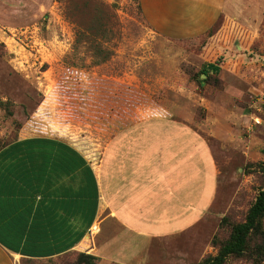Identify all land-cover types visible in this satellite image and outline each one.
<instances>
[{
	"label": "rangeland",
	"instance_id": "obj_1",
	"mask_svg": "<svg viewBox=\"0 0 264 264\" xmlns=\"http://www.w3.org/2000/svg\"><path fill=\"white\" fill-rule=\"evenodd\" d=\"M230 3L215 37L175 39L152 30L139 0H0L1 145L47 135L99 164L117 124L163 117L191 125L212 148L219 188L205 224L156 240L154 264L217 255L264 188V0ZM209 63L221 71L207 80Z\"/></svg>",
	"mask_w": 264,
	"mask_h": 264
},
{
	"label": "crops",
	"instance_id": "obj_2",
	"mask_svg": "<svg viewBox=\"0 0 264 264\" xmlns=\"http://www.w3.org/2000/svg\"><path fill=\"white\" fill-rule=\"evenodd\" d=\"M139 1L152 30L175 39L204 35L235 5ZM218 188L205 137L171 118L117 124L99 164L61 138H20L0 152V264L72 252L98 264H154L155 241L204 226Z\"/></svg>",
	"mask_w": 264,
	"mask_h": 264
},
{
	"label": "trees",
	"instance_id": "obj_3",
	"mask_svg": "<svg viewBox=\"0 0 264 264\" xmlns=\"http://www.w3.org/2000/svg\"><path fill=\"white\" fill-rule=\"evenodd\" d=\"M225 18L226 16L222 14L204 35L210 39L215 37L222 29ZM203 66L204 69L201 71V75H206L207 80L212 74H218L221 71L216 63H209ZM0 105H3L2 101H0ZM11 143L5 145L0 144V152ZM259 171L264 174V163L259 165ZM73 253H76L78 257L75 264L99 263V258L93 255L82 252H72L69 253V255ZM247 255L253 260L254 264L264 263V188L256 197L245 220L242 223L232 226L229 238L219 247L217 255L208 256L199 264H228L229 260L232 258H240Z\"/></svg>",
	"mask_w": 264,
	"mask_h": 264
}]
</instances>
